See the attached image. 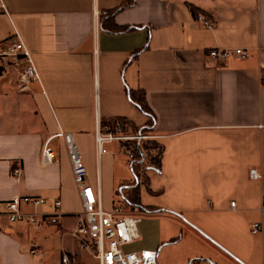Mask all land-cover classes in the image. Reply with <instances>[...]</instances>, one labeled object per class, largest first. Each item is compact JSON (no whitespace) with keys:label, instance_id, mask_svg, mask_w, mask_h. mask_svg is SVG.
<instances>
[{"label":"crops","instance_id":"0c3cea01","mask_svg":"<svg viewBox=\"0 0 264 264\" xmlns=\"http://www.w3.org/2000/svg\"><path fill=\"white\" fill-rule=\"evenodd\" d=\"M126 1L4 0L0 202L60 200L57 211L49 205L35 211L58 214L57 224L22 222L16 229L56 233L61 256L76 258L65 247L82 201L65 141L57 135L72 134L88 183L112 209L119 187L133 184L134 176L117 143L98 156L96 133L120 119L146 127L149 118L130 98L131 91H141L156 117L151 134L163 149L161 170L146 171L151 191L141 187V203L164 212L142 213L140 238L130 249L155 250L160 264H264V0H135L111 24L138 29L104 31V15L97 19L95 12L114 11ZM191 6L214 28L199 23ZM15 33L32 53L40 82L21 80L26 62L8 52ZM216 48L242 49L248 56L220 62L209 55ZM48 141L52 163L42 156ZM251 170L261 178L252 180ZM257 222L262 231L253 234ZM13 228L0 217V264H22L6 259L15 253ZM32 248L39 255L34 259L45 257Z\"/></svg>","mask_w":264,"mask_h":264},{"label":"built area","instance_id":"2783aa9c","mask_svg":"<svg viewBox=\"0 0 264 264\" xmlns=\"http://www.w3.org/2000/svg\"><path fill=\"white\" fill-rule=\"evenodd\" d=\"M0 13L8 14L4 0H0ZM106 13L95 12V17L98 19L100 15H106ZM196 19L208 29H213L215 26V22L205 15L200 14ZM14 36L15 38L8 47V52L14 58L22 57L26 62L21 80L23 82H40V74L33 62L32 53L18 33H15ZM209 55L217 61L226 62L235 55L247 57L248 53L242 49L216 48L210 51ZM151 133L113 132L109 128L98 127L96 133L98 156L107 153V145L117 143L128 163H132L135 161L136 145L157 138ZM57 137L63 138L65 141L74 182L82 201L83 211L78 216L76 227L71 233L79 248L94 258L98 264H158V253L155 250L136 251L130 249V246L140 238L139 230L143 223L142 213L144 212L138 208H126L119 195V201L114 204V207L106 209L103 206L101 190L93 188L88 183V170L72 134L60 132ZM49 142L45 144L42 153L45 163H52L55 159V152ZM14 175L19 176L20 170H15ZM250 178L259 180L261 176L257 170H251ZM47 205L57 211L61 207V201L50 202L44 198L32 196L18 197L11 201L0 202V217L6 218L11 225L26 222L37 228H42L44 224H57L59 222L58 214L38 216L35 213L36 210ZM231 207L235 208L236 203L232 202ZM26 208L31 211L27 212ZM261 231V223L257 222L252 225L253 234H259ZM32 255L38 257L34 251H32ZM57 264H77V260L72 254L64 253Z\"/></svg>","mask_w":264,"mask_h":264},{"label":"trees","instance_id":"16d2710c","mask_svg":"<svg viewBox=\"0 0 264 264\" xmlns=\"http://www.w3.org/2000/svg\"><path fill=\"white\" fill-rule=\"evenodd\" d=\"M134 3L135 0H127L126 3L120 8H117L116 10L108 12L106 15L102 16L100 20L101 28L104 31L112 34H120L138 29L135 27L113 26V24H111L115 15L118 12L122 11L123 9H126L127 7L132 6ZM190 9L195 17H197L198 14L200 13L199 10H197L192 6L190 7ZM139 53L140 52L135 53V57ZM130 98L132 103L135 104L139 108V110L149 118L148 125L144 128L135 129V127L132 126L129 122L120 119L110 123L108 126L109 130L113 132L132 131L133 133L153 132L155 129L156 117L147 103L146 94L141 91H137V92L131 91ZM160 149H161L160 153L158 152L157 155L153 154L156 150H160ZM162 152H163L162 146L156 140H148L142 142L141 144L136 145L135 161L130 164L134 176V182L133 184H126L120 186L117 191V194L122 198L123 204L125 205L126 208L128 209L138 208L141 212L144 213L164 212L163 210L160 209L143 206L141 203V192H140L142 186H146V188L149 191H151L150 181L146 174V171L149 168H157L158 171L161 170ZM137 181H138V185L136 183ZM179 238L180 237L170 240L166 244H174L178 241ZM201 262L203 261L194 260L189 262L188 264H200Z\"/></svg>","mask_w":264,"mask_h":264},{"label":"rangeland","instance_id":"374dc122","mask_svg":"<svg viewBox=\"0 0 264 264\" xmlns=\"http://www.w3.org/2000/svg\"><path fill=\"white\" fill-rule=\"evenodd\" d=\"M161 152L160 150H156L153 154L157 155V153ZM156 171L157 168H152ZM13 230L9 234L10 238L15 240L16 245L10 244V252H15L13 258L11 256L6 257V259L10 262L14 263H22V264H54L56 261L61 259V251H62V242L60 240V236L56 233H47L42 230H37L35 228H21L19 231L16 229V225H13ZM39 247L40 250H43L45 257L40 258L38 260L34 259L35 257L32 255V250L36 251L32 247ZM69 252L76 253L77 264H98V262L88 256L84 250H81L79 246L73 241L72 238L66 240V247ZM39 256V255H38ZM2 259L0 258V261ZM161 263V259L159 257L158 264ZM200 264H212L201 262Z\"/></svg>","mask_w":264,"mask_h":264},{"label":"water","instance_id":"95a60500","mask_svg":"<svg viewBox=\"0 0 264 264\" xmlns=\"http://www.w3.org/2000/svg\"><path fill=\"white\" fill-rule=\"evenodd\" d=\"M136 183H137V185H138V181H137Z\"/></svg>","mask_w":264,"mask_h":264}]
</instances>
